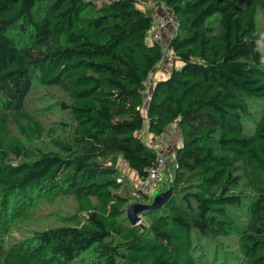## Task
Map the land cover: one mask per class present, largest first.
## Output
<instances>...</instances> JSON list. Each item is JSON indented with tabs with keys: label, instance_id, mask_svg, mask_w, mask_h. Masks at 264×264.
<instances>
[{
	"label": "trees",
	"instance_id": "trees-1",
	"mask_svg": "<svg viewBox=\"0 0 264 264\" xmlns=\"http://www.w3.org/2000/svg\"><path fill=\"white\" fill-rule=\"evenodd\" d=\"M154 1L179 22L163 77L150 0H0V264H264V0ZM34 85L59 90L49 128ZM172 124L171 195L133 225L127 207L153 198L122 162L144 180L156 152L138 133ZM59 198L64 222L10 240Z\"/></svg>",
	"mask_w": 264,
	"mask_h": 264
},
{
	"label": "rangeland",
	"instance_id": "rangeland-1",
	"mask_svg": "<svg viewBox=\"0 0 264 264\" xmlns=\"http://www.w3.org/2000/svg\"><path fill=\"white\" fill-rule=\"evenodd\" d=\"M100 3H101V1H98V4H100ZM144 4L147 5V2ZM144 4L143 5L140 4V6H142L143 8H145L147 10V7H145ZM174 31H176V29H174L173 32ZM172 35L173 34H171L170 36L172 37ZM166 39H168V40L170 39L168 35L166 36ZM163 76H165V75H163V74L158 75V77H163ZM59 95H60V93H59L58 88L45 87V86H41V85H34L32 92L28 98L27 110L30 111L31 113H33L34 116L37 119H39L46 128H49L50 126H52V124L56 120L57 116L53 115L52 113H45L44 111H42V108L46 107L48 104L56 102V99L59 100V98H58ZM172 126H174V125H172ZM171 128L172 129L168 131L169 133L167 134V137L153 138L154 140H156V143L166 142V144L170 147V152H169L168 156H170L172 154V147L177 146L178 143L181 144V135H180L177 127H175V128L171 127ZM9 129L12 133L16 132V128L14 125H10ZM151 138H152V136H150L147 132H146L145 136H143V139L150 145L153 144L152 143L153 140H151ZM48 141H49V139L46 141H43L41 143H37L36 146L37 147L39 145L43 146L42 144H44ZM169 162H170V160L167 159L166 166H165V169L163 171L164 180L160 184V186L154 191V194L151 197V199L153 198L152 202H153L154 198L157 195H159V193L162 194L164 189L170 190V184H171V178H172V172H171L172 167H171ZM122 169H123V173L126 174V176L129 179H131L130 182H131L132 186L134 185L137 187L140 185L138 178L136 177L135 173L132 172L127 167H125L124 162H122ZM73 202L74 201L71 198H64V199L59 198L58 200H55L51 203H48V201H47L43 204H40V206H39L40 208H39L37 214H35V217L26 223L23 222L21 224V227L17 228V230H15V232H13V237L10 238V240L12 241V240L18 239L23 234H25L27 232V229L37 227V221H36L37 218L42 220V227L43 226H49L51 223H52V225H56V224L60 223L61 221L64 222L65 219H63L61 216L69 217L75 211V207H74ZM136 203L143 204L142 202H133L132 204H136ZM147 203L150 204L151 202L150 203L147 202ZM147 203H144V204H147ZM52 210L55 212V215L53 216L51 221L48 222L47 221L48 212H50ZM142 221L143 220H141V224H142ZM141 224L138 223L137 225H141ZM203 243L204 242H201V244H203ZM224 244L225 245H235V240H231V241L226 240L224 242ZM204 247L208 248V249L203 250V252L206 255L208 254L205 257H209V259L211 261L217 260L218 254H216L217 257H214V255H213L214 248L211 247V245L208 242H206V245ZM223 256L224 255L219 257V260L216 262V264H221ZM220 259H221V261H220ZM232 264H236V263H232Z\"/></svg>",
	"mask_w": 264,
	"mask_h": 264
},
{
	"label": "built area",
	"instance_id": "built-area-1",
	"mask_svg": "<svg viewBox=\"0 0 264 264\" xmlns=\"http://www.w3.org/2000/svg\"><path fill=\"white\" fill-rule=\"evenodd\" d=\"M150 5L153 9L152 11V23L150 29L147 30L145 34V42L150 45L159 44L161 46L163 56L162 60L159 64L155 66V75L163 74L167 75L171 69V65L174 62L173 55L171 54L168 43L171 39V34H173V30L177 29L179 22L173 15V13L166 9L157 5L156 1L150 0ZM169 36V40L166 39V36ZM153 71L150 75L143 81L144 87V104L143 109H145L152 96V92L155 86L153 80ZM147 130L146 127L142 129L138 135L143 138L145 136ZM167 133H163L160 137H166ZM153 140L152 146L155 148L156 152V161L155 163L147 169V177L144 180H138L140 185L137 186L140 189V192L137 196L140 195L147 197L150 199L154 191L160 186L163 182V171L166 166V156L169 150V146L166 142L156 143V140ZM155 141V142H154ZM156 143V144H155Z\"/></svg>",
	"mask_w": 264,
	"mask_h": 264
},
{
	"label": "water",
	"instance_id": "water-1",
	"mask_svg": "<svg viewBox=\"0 0 264 264\" xmlns=\"http://www.w3.org/2000/svg\"><path fill=\"white\" fill-rule=\"evenodd\" d=\"M171 190L157 195L151 204H131L127 207V217L133 225L141 224L142 216L150 211L159 209L170 197Z\"/></svg>",
	"mask_w": 264,
	"mask_h": 264
},
{
	"label": "crops",
	"instance_id": "crops-1",
	"mask_svg": "<svg viewBox=\"0 0 264 264\" xmlns=\"http://www.w3.org/2000/svg\"><path fill=\"white\" fill-rule=\"evenodd\" d=\"M172 125H174V126H172ZM172 125L168 127V129H167V131H166L167 134L169 133L168 131L172 129L171 127H173V128L177 127L175 124H172ZM150 136H152V135H150ZM166 137H167V136H166ZM152 138H155V137L152 136ZM179 144H180V143H178L177 146H178Z\"/></svg>",
	"mask_w": 264,
	"mask_h": 264
}]
</instances>
